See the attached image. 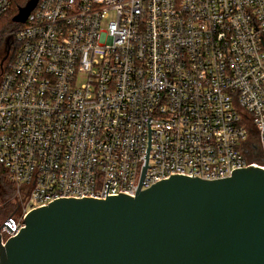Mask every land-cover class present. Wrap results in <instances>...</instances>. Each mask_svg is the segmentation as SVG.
<instances>
[{
	"label": "built area",
	"instance_id": "2783aa9c",
	"mask_svg": "<svg viewBox=\"0 0 264 264\" xmlns=\"http://www.w3.org/2000/svg\"><path fill=\"white\" fill-rule=\"evenodd\" d=\"M10 35L0 247L55 199L135 195L149 118L143 189L264 169V0H38Z\"/></svg>",
	"mask_w": 264,
	"mask_h": 264
},
{
	"label": "water",
	"instance_id": "95a60500",
	"mask_svg": "<svg viewBox=\"0 0 264 264\" xmlns=\"http://www.w3.org/2000/svg\"><path fill=\"white\" fill-rule=\"evenodd\" d=\"M37 3L28 0L13 20L24 23ZM149 120L135 195L63 197L32 209L1 245L0 264H264V169L216 179L171 174L143 189Z\"/></svg>",
	"mask_w": 264,
	"mask_h": 264
},
{
	"label": "rangeland",
	"instance_id": "374dc122",
	"mask_svg": "<svg viewBox=\"0 0 264 264\" xmlns=\"http://www.w3.org/2000/svg\"><path fill=\"white\" fill-rule=\"evenodd\" d=\"M16 13L15 10V3L13 1L9 11L1 18L0 20V62L2 57L5 55L6 53V38L10 35V32L12 31L10 28V25L8 24L9 18L11 16H13ZM11 47H10V55L7 58V60L4 63V66L6 68L7 64L9 63V61H11V59L13 58L14 55V42H13V38H11ZM4 68V71H5ZM0 73H1V69H0ZM1 80V77H0ZM0 210L5 207L6 205H8L10 202L13 203L12 208L14 209L15 207V194H13L12 189L7 186V183L1 178L0 176ZM1 215L6 214L4 211H0Z\"/></svg>",
	"mask_w": 264,
	"mask_h": 264
},
{
	"label": "trees",
	"instance_id": "16d2710c",
	"mask_svg": "<svg viewBox=\"0 0 264 264\" xmlns=\"http://www.w3.org/2000/svg\"><path fill=\"white\" fill-rule=\"evenodd\" d=\"M13 1H14V3H15V10H16V13L13 15V16H11L10 18H9V21H8V24L10 25V28H11V30H13V29H16L17 27H19L22 23H19V22H15L14 20H13V17L18 13V11H19V7L20 6H24L26 3H27V1L28 0H12V3H13ZM12 5V4H11ZM10 9V8H9ZM9 11V10H8ZM7 11V12H8ZM6 12V13H7ZM5 13V14H6ZM4 14V15H5ZM3 15V16H4ZM2 16V17H3ZM1 20V19H0ZM6 182V181H5ZM12 205H13V203H9L8 205H6L5 207H3L0 211H4L7 215L8 214H10L11 212H12V210H13V208H12Z\"/></svg>",
	"mask_w": 264,
	"mask_h": 264
},
{
	"label": "flooded vegetation",
	"instance_id": "af4514ba",
	"mask_svg": "<svg viewBox=\"0 0 264 264\" xmlns=\"http://www.w3.org/2000/svg\"><path fill=\"white\" fill-rule=\"evenodd\" d=\"M5 50H6V48H5ZM10 50H11V49H10ZM9 55H10V53H9ZM8 57H9V56H8ZM6 60H7V59H6ZM6 60H5V61H6ZM5 61H4V63H5ZM4 63H3V65L1 66V62H0V69H1L0 77H1L2 73L4 72V68H5Z\"/></svg>",
	"mask_w": 264,
	"mask_h": 264
}]
</instances>
